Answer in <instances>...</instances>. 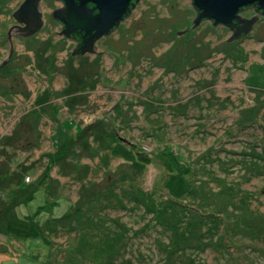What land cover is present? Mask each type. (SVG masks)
I'll return each instance as SVG.
<instances>
[{"label": "rangeland", "instance_id": "obj_1", "mask_svg": "<svg viewBox=\"0 0 264 264\" xmlns=\"http://www.w3.org/2000/svg\"><path fill=\"white\" fill-rule=\"evenodd\" d=\"M7 1L0 0V63L10 57L2 41L14 4ZM195 16L191 0H140L97 41L96 58L69 57L58 28L39 33V40L53 41L43 56L37 52L43 43L31 38L25 53L13 38L19 56L0 71V137L25 122L31 131L18 145L0 138L8 147L0 163L31 171L24 177L30 183L16 184L22 194L4 219L0 202V264H91L106 257L114 264H264V18L229 41L232 31L223 25L202 20L191 27ZM9 84L22 90L5 97ZM36 100L45 111L39 124L26 115ZM21 116L25 122L15 129ZM67 120L103 125L105 133L93 142L89 136L88 150H70L71 164L54 165L49 184L43 180L25 204L47 161L42 154L55 149L50 135L57 131L61 143ZM100 192L90 202L95 208H86L85 199ZM8 198L0 191V201ZM49 201L54 219L43 222L40 210L32 218L39 227H29L26 238L16 224L6 228L11 210L22 219ZM90 211L101 227L88 237L78 215Z\"/></svg>", "mask_w": 264, "mask_h": 264}, {"label": "water", "instance_id": "obj_2", "mask_svg": "<svg viewBox=\"0 0 264 264\" xmlns=\"http://www.w3.org/2000/svg\"><path fill=\"white\" fill-rule=\"evenodd\" d=\"M38 0H25L14 12V18L24 25L16 32L24 36L35 33L43 25L41 13L37 10ZM63 9L53 12L55 19L64 26L68 37L76 33L78 46L76 53L93 52L94 42L110 33L129 15L140 0H61ZM196 16L191 27L202 20H209L214 26L223 25L232 31L229 41L251 31L261 16L264 18V0H191ZM253 9L251 17H243V9ZM246 11V10H245ZM187 27L186 29H188ZM184 29V30H186ZM184 30L177 32L181 33ZM8 37L9 32H8Z\"/></svg>", "mask_w": 264, "mask_h": 264}, {"label": "trees", "instance_id": "obj_3", "mask_svg": "<svg viewBox=\"0 0 264 264\" xmlns=\"http://www.w3.org/2000/svg\"><path fill=\"white\" fill-rule=\"evenodd\" d=\"M13 87L15 84H12ZM9 87H12L11 84H9L8 86V90H5L6 92V95L5 97H9V94L8 93H11L13 89V87L10 89ZM14 91V89H13ZM27 95H29V92L27 93ZM25 96V95H23ZM84 97V96H83ZM83 97H80L83 98ZM48 101H49V97H47V99L44 101V103H46V105H48ZM77 101H79V99H77ZM42 107L43 105H40V100H36L33 102V105H32V108L30 111H28V113L26 114L27 117H30L31 113L32 115H35V119H36V124H39V120H40V116L41 115H44L45 111H41L42 110ZM39 116V118H38ZM22 122L24 123L25 122V119H22V116L18 119V121H16L15 123V129L16 127H18L20 124H22ZM25 125H23L18 131L16 130H13L10 134H5L3 137L1 136L0 138L5 139L4 142H6L7 144H9L10 146H13V145H18L16 142L18 139L20 138H24L25 140H27V137H23L25 133H28L29 131H31V127L28 125L30 123H24ZM75 122L72 121V120H67L65 121V123H63V128L60 130V132L62 133H65V137L64 139L61 141H58L56 136L58 137L59 134L58 132L56 131V133H51L50 135V139L52 140V146L55 147V149H53L52 151H46L44 152V154H42V156H46L47 158V161L43 167V169L41 170V173L40 175H38L37 177H35L34 181L38 182L37 186H34V187H31V191L28 193L29 195L27 197H25V204L33 197V192L35 190V188H39L40 185H41V182L43 183V180L46 182L44 184V186H46L48 183V180L50 179V170L51 168L56 165V164H59V163H66V164H71L69 163V160H68V157H69V152L70 150L73 152V154H76L77 153V150H78V153L80 151H84V150H88L89 148H92V144L90 143V141L88 140L89 136L92 137V142L95 141L96 139H99L101 138V136L105 133V128L103 127V125H98V124H95V125H86V126H81L79 124L76 123L75 127ZM73 129L75 130L74 132V135H71ZM70 134H69V133ZM41 132L40 130L36 129V135L34 137V141L33 143L35 144V146H38V141H39V136H40ZM30 145V144H28ZM61 146V148L59 149L58 151V148ZM76 146L79 148L77 149ZM8 147H2L0 145V151L3 150V152L0 153V155L3 156L4 158V155H5V151ZM1 162L2 164L0 163V191H3V190H7V195L9 196L6 204H4L2 201L1 202V206H3L2 208V212H3V219H4V212L7 211L11 205V200L12 199H15V198H18L22 192L21 191H18L17 190V186L16 184L17 183H20L19 181H21L22 179L27 182L24 177L26 176V173L28 171H31L30 170V166L28 165H25L23 164L22 167H21V170H14V169H10V168H7L5 166V163L6 161H4V159H1ZM80 166H84L85 163H82V162H74ZM20 164V163H18ZM8 169V170H7ZM7 170V171H6ZM27 183H30V182H27ZM43 185V184H42ZM39 186V187H38ZM18 192V193H17ZM16 195L13 197V195ZM102 192H100L99 194L95 195V194H90L88 198L85 199V206L86 208H89V206L94 209L95 208V205L93 204L92 206L90 205V202H93V203H97L98 199L101 197H103V195H101ZM167 200L169 202H174L173 200H170L169 198H167ZM148 199H139L138 203L143 205V206H146V204L148 203ZM46 205H49V208L48 210H46ZM55 202L54 201H49L48 203H44V204H41V207L38 208L39 209V212L36 213L37 211H35L34 214H31L30 216H26L24 218H19L17 216V214H15L14 211H10L9 214H8V220L6 222V228L8 229H11V228H14V225L16 224L17 225V230L18 231H21L23 230L24 233H21V236L23 237V235L25 236V238L27 237V231H29V227H30V230L34 231L35 229H33V224H35L36 228L38 229V225H36V223L40 224V222L36 219V222L34 223L33 222V217H38V214L40 213V210H44L43 212H45L47 214V216L45 217V219L43 220V222L47 221L48 218L50 217L51 219H54L53 217V214H52V208L55 207ZM88 206V207H87ZM69 207H72L71 205H69ZM74 208V207H73ZM77 208V207H76ZM104 208V207H103ZM69 209V208H68ZM67 209V210H68ZM49 211V213L47 212ZM153 210H149V212H151ZM155 212V211H154ZM178 212V211H177ZM91 211L88 213V215L86 214V212H79V215L78 217H82V221L80 223V225L82 224V227L86 229V232L88 231V237H89V233H90V230L95 229V228H100L101 227V221L99 220H95L94 221V225H93V217L90 219V216H91ZM179 213V212H178ZM11 214V215H10ZM43 214V213H42ZM68 215V212H66V210L57 217V221L60 219V218H63L62 216H67ZM180 215V213H179ZM11 216V217H10ZM2 219V220H3ZM11 219H15V220H11ZM93 219V220H92ZM2 220H0V222H2ZM23 220H26L25 223V228L24 229H21V226L23 224ZM49 224V223H48ZM158 224V223H156ZM93 225V226H92ZM0 228H2L0 226ZM33 234L34 236H38V232H30L29 234ZM27 234V235H26ZM42 234L39 233V236H41ZM170 238V237H169ZM172 241H174L173 238H171ZM170 240V239H169ZM94 242L96 244H98V242H96L94 240ZM97 256H100L97 254ZM76 264H78L77 260L75 259L74 260ZM114 258H109V257H106L104 258V261H102L101 263H99L98 260H92L91 264H114ZM125 261V260H124ZM116 264V263H115Z\"/></svg>", "mask_w": 264, "mask_h": 264}, {"label": "flooded vegetation", "instance_id": "obj_4", "mask_svg": "<svg viewBox=\"0 0 264 264\" xmlns=\"http://www.w3.org/2000/svg\"><path fill=\"white\" fill-rule=\"evenodd\" d=\"M11 0H8L7 1V3L8 2H10ZM25 0H14V4H8L9 5V7H10V15L8 16V18L11 20V23L7 26V28H6V31H5V33H4V36H2V41L4 42V44H6L7 46H8V50H9V59H3L2 61H1V63H0V71L3 69V68H5L9 63H11V61H14L15 59H17L18 58V56H19V54H16V52H13V50L14 51H16V45H15V42H14V40H13V38L14 39H18L20 42H22V46H24V48H25V50H26V52L25 53H27L28 51H29V49H31L30 48V46H28L27 44H28V42H29V40L31 39V40H33V42H35V43H39V45H40V43H41V46H42V43H43V46H42V48L41 49H38L37 48V52L41 55V56H43L44 55V53H45V48L47 47V46H49V45H53V41H52V39H50L49 40V37L48 38H45V39H43V40H39V38H40V36H39V33H41V32H43V29L46 27V26H48L50 29H52V28H58V33L60 34V38H58L59 40H64L65 42L67 41V43H68V50H67V54H68V56L69 57H77L78 55H82V54H79V53H76V48H77V46H78V37H76V33L74 34V33H71L70 34V36H66L65 34H64V26L62 25V23L60 22V21H58L57 19H55L54 18V16H53V12L55 11V10H57V9H63V7H64V4H63V2L61 1V0H38L37 1V10H38V12L39 13H41V18H42V20H43V25H42V27L40 28V29H38L35 33H33V34H30V35H27V36H24L23 34H24V32L22 31V32H20V33H17L16 32V30L17 29H21L20 27H22L24 24L23 23H19L18 21H16L15 20V18H14V12L19 8V6L24 2ZM14 5V6H13ZM246 10V11H245ZM250 13L251 15H249V16H247V17H251L252 15H253V13H254V10L251 8V9H249V10H247V9H243V11L241 12V14H242V16H243V14L244 13ZM244 17V16H243ZM261 17V16H260ZM116 28H114L110 33H108V34H105V35H109V34H111L114 30H115ZM8 32H9V36L10 37H8ZM246 35V34H245ZM104 36V35H103ZM102 36V37H103ZM101 38V37H100ZM99 38V39H100ZM99 39H97L95 42H94V44H93V48H94V51L93 52H91V53H94V58H96L98 55H96V53L95 52H99V49L97 48V45H96V43H97V41L99 40ZM32 42V43H33ZM1 44V43H0ZM46 44V45H45ZM58 49V48H57ZM33 50V49H32ZM64 50V49H63ZM34 51V50H33ZM55 51H57V50H55ZM39 73V72H38ZM1 75V74H0ZM40 75V74H39ZM40 76H42V75H40ZM23 77V76H22ZM17 79V77H13V79ZM20 80L21 81H24V79L23 78H21L20 77ZM50 80V79H49ZM48 80V81H49ZM15 82V81H14ZM17 83H19V80H18V82H15V84H17ZM11 86L13 87V85L11 84ZM12 87H9L10 89L12 88ZM6 90H8V88H6ZM12 90V89H11ZM22 89H20V90H18V91H13V92H11V93H8L9 94V97H11V95L13 94V93H20V91H21ZM44 90H46V89H44ZM9 91V90H8ZM28 92H29V95L27 96V97H29L30 96V90H28ZM51 93H53L54 91H50ZM21 94L22 95H24V93L23 92H21ZM86 94V93H85ZM1 95V94H0ZM40 96V94L39 93H37L36 92V96L34 97V99L35 98H37V97H39ZM48 96H50V95H48ZM73 101H75V100H73ZM79 102V101H78ZM48 103H50V99H49V101H48ZM31 108H32V106H31ZM31 108H30V110H31Z\"/></svg>", "mask_w": 264, "mask_h": 264}, {"label": "bare ground", "instance_id": "obj_5", "mask_svg": "<svg viewBox=\"0 0 264 264\" xmlns=\"http://www.w3.org/2000/svg\"><path fill=\"white\" fill-rule=\"evenodd\" d=\"M121 22H122V21H121ZM121 22H120V23H121ZM120 23H119V25H120Z\"/></svg>", "mask_w": 264, "mask_h": 264}, {"label": "crops", "instance_id": "obj_6", "mask_svg": "<svg viewBox=\"0 0 264 264\" xmlns=\"http://www.w3.org/2000/svg\"><path fill=\"white\" fill-rule=\"evenodd\" d=\"M76 123V122H75Z\"/></svg>", "mask_w": 264, "mask_h": 264}]
</instances>
